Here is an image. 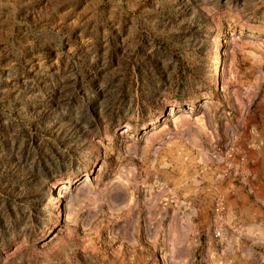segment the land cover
Wrapping results in <instances>:
<instances>
[{"label": "rangeland", "instance_id": "obj_1", "mask_svg": "<svg viewBox=\"0 0 264 264\" xmlns=\"http://www.w3.org/2000/svg\"><path fill=\"white\" fill-rule=\"evenodd\" d=\"M0 264H264V0H0Z\"/></svg>", "mask_w": 264, "mask_h": 264}, {"label": "crops", "instance_id": "obj_2", "mask_svg": "<svg viewBox=\"0 0 264 264\" xmlns=\"http://www.w3.org/2000/svg\"><path fill=\"white\" fill-rule=\"evenodd\" d=\"M235 248H236V244L235 243H232V249L234 250Z\"/></svg>", "mask_w": 264, "mask_h": 264}, {"label": "built area", "instance_id": "obj_3", "mask_svg": "<svg viewBox=\"0 0 264 264\" xmlns=\"http://www.w3.org/2000/svg\"><path fill=\"white\" fill-rule=\"evenodd\" d=\"M217 236H221V231H218L217 232Z\"/></svg>", "mask_w": 264, "mask_h": 264}]
</instances>
